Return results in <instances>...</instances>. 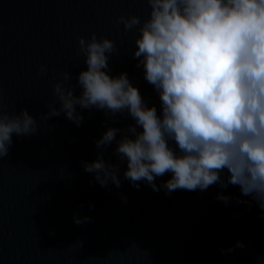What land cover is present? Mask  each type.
<instances>
[{
  "label": "water",
  "instance_id": "water-1",
  "mask_svg": "<svg viewBox=\"0 0 264 264\" xmlns=\"http://www.w3.org/2000/svg\"><path fill=\"white\" fill-rule=\"evenodd\" d=\"M149 12L145 0H0L3 104L10 112L27 108L40 124L35 135L13 134L0 161V264H264V209L238 186L169 193L162 187L171 178L166 173L156 178L159 191L145 181L136 188L124 178L127 165L115 155V141L103 155L119 164L121 186L101 187L85 172L82 162L97 159L96 141L107 128L134 124L127 112L109 118L103 110L77 107L84 117L79 126L63 114L42 119L55 99L57 74L71 71L76 83L86 70L76 54L78 38L92 33L119 49L109 74L127 73L159 114V95L131 55L139 33L115 26L120 16L143 19ZM42 65L47 75L39 74ZM227 177L225 170V183ZM74 216L91 221L78 225ZM237 241L245 247L222 253Z\"/></svg>",
  "mask_w": 264,
  "mask_h": 264
},
{
  "label": "clouds",
  "instance_id": "clouds-1",
  "mask_svg": "<svg viewBox=\"0 0 264 264\" xmlns=\"http://www.w3.org/2000/svg\"><path fill=\"white\" fill-rule=\"evenodd\" d=\"M145 2L150 9L146 18L120 16L115 26L139 33L131 55L159 95V114L127 73L109 74V60L119 49L113 40L92 33L78 38L76 54L84 57L86 70L78 73L76 83L71 71L57 74L55 99L42 119L63 114L79 126L84 117L77 107L103 110L109 118L127 112L134 124L126 130L107 128L96 141L97 159L82 162L101 187L121 186L119 164L106 162L103 155L115 141V155L127 165L124 178L136 188L145 181L159 191L156 178L171 173L162 185L169 193L230 184L264 209V0ZM47 73L42 65L39 74ZM39 129L27 108L7 111L0 92V161L9 153L13 134L32 136ZM225 170L227 183L221 178ZM217 198L229 201L228 196ZM73 219L78 225L91 221L87 216ZM243 247L237 241L221 251Z\"/></svg>",
  "mask_w": 264,
  "mask_h": 264
}]
</instances>
